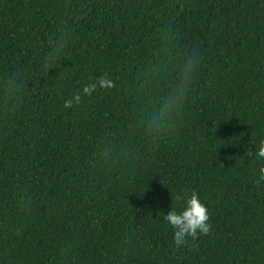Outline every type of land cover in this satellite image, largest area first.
<instances>
[{
  "label": "trees",
  "instance_id": "16d2710c",
  "mask_svg": "<svg viewBox=\"0 0 264 264\" xmlns=\"http://www.w3.org/2000/svg\"><path fill=\"white\" fill-rule=\"evenodd\" d=\"M262 138L264 0H0V264H264Z\"/></svg>",
  "mask_w": 264,
  "mask_h": 264
},
{
  "label": "clouds",
  "instance_id": "9594fccd",
  "mask_svg": "<svg viewBox=\"0 0 264 264\" xmlns=\"http://www.w3.org/2000/svg\"><path fill=\"white\" fill-rule=\"evenodd\" d=\"M100 83L104 84L106 81H100ZM94 87V84L89 85L84 88V92L87 93ZM67 103L66 101V105ZM255 155L259 158H264V138L260 139L256 145ZM162 216L166 224L171 227L172 239L177 246L184 243L186 237H194L198 232L204 234L209 231L207 207L195 192L183 198V206L181 208H167V210L162 212Z\"/></svg>",
  "mask_w": 264,
  "mask_h": 264
}]
</instances>
